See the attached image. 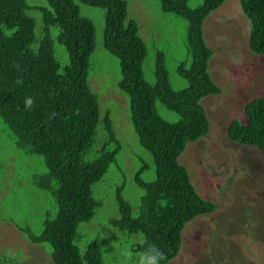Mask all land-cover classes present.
<instances>
[{
    "label": "trees",
    "instance_id": "16d2710c",
    "mask_svg": "<svg viewBox=\"0 0 264 264\" xmlns=\"http://www.w3.org/2000/svg\"><path fill=\"white\" fill-rule=\"evenodd\" d=\"M80 1L105 10L103 46L119 61L117 86L129 100L138 142L155 165L152 182L142 180L140 171L134 176L144 192L137 216L122 195L124 183L117 186V216L110 224L125 234L143 236L133 247L135 253L143 251L146 241L156 244L166 253L167 264L181 249L184 226L216 209L215 203L197 193L178 158L187 143L208 134V118L200 101L222 92L208 72L213 52L202 26L224 0H204L194 9L185 7V0H160L162 13L177 12L188 21L189 61L180 62L176 69L188 83L181 91L170 86L161 53L156 56L155 82L145 79V43L137 23L128 18L124 0ZM239 5L250 23L249 49L264 57V0H239ZM36 12L41 16V35L36 31ZM50 28L58 30L55 40L68 54L65 66L56 60ZM94 48L92 22L79 16L73 0H47V7L31 6L27 0H0V119L12 133L15 148L43 157L46 173L34 177L33 185L45 191L57 208L54 216L45 217L39 234L20 231L30 242L50 246L54 264H105L99 244L80 249L75 243L79 225L89 222L101 207L93 186L121 150L109 113L99 118L97 97L88 87ZM14 63L22 70L17 71ZM17 78L23 79L22 85L14 83ZM29 95L36 98V105L25 111L24 98ZM157 101L180 120L170 123L161 118ZM53 112L56 117L49 120ZM244 116V122L231 119L226 137L256 148L264 158V97L246 103Z\"/></svg>",
    "mask_w": 264,
    "mask_h": 264
},
{
    "label": "rangeland",
    "instance_id": "374dc122",
    "mask_svg": "<svg viewBox=\"0 0 264 264\" xmlns=\"http://www.w3.org/2000/svg\"><path fill=\"white\" fill-rule=\"evenodd\" d=\"M128 18L134 20L145 43L142 69L145 79L155 82L157 53L164 59L170 86L181 91L188 83L177 74V65L189 61L186 50L188 21L177 12L162 13L160 0H124ZM204 0H185L187 8H197ZM31 6L47 7V0H27ZM79 16L92 22L95 48L89 59L88 87L97 97L99 118L108 112L121 150L103 178L93 186L100 201L93 218L79 225L75 243L84 249L90 243L101 246L105 264H115L124 252L138 253L133 247L143 240L141 234H125L110 224L117 216L116 188L122 182L123 197L137 216L143 190L135 183L152 182L155 165L139 144L130 118L128 98L119 90V61L103 46L105 10L73 0ZM36 31L42 23L36 12ZM203 37L213 54L208 72L221 88L219 95L203 98L208 118V134L189 142L178 160L185 167L197 193L216 205V209L188 222L181 232L179 253L167 264H264V158L251 146L231 142L226 127L231 119L244 122V105L264 97V57L248 46L250 23L239 0H224L203 21ZM54 38L55 57L60 66L69 62L65 48ZM157 113L170 123L180 120L177 113L156 102ZM99 124L97 129H100ZM12 133L0 119V260L1 264H54L50 246L30 242L20 230L39 234L46 216H54L56 204L33 178L46 173L43 157L26 154L13 145ZM102 237H104L102 239ZM105 249V250H104Z\"/></svg>",
    "mask_w": 264,
    "mask_h": 264
},
{
    "label": "clouds",
    "instance_id": "9594fccd",
    "mask_svg": "<svg viewBox=\"0 0 264 264\" xmlns=\"http://www.w3.org/2000/svg\"><path fill=\"white\" fill-rule=\"evenodd\" d=\"M13 67H15L17 71L22 70L19 63H14ZM14 83L16 85H22L23 79L17 78ZM35 105V97L29 95L24 98L25 111L33 110ZM55 117L56 113L53 112L49 114L48 119L52 120L55 119ZM103 238L104 237H102V239ZM145 243L146 246L144 247L143 251L139 252L134 260L131 259L132 253L124 252L122 256L115 261V264H166L168 260L166 253L154 243H148L147 241Z\"/></svg>",
    "mask_w": 264,
    "mask_h": 264
}]
</instances>
